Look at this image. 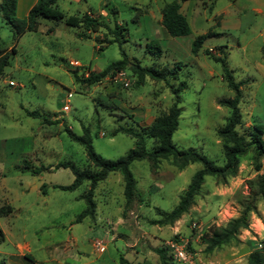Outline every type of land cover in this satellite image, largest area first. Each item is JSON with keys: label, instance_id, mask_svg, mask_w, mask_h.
<instances>
[{"label": "rangeland", "instance_id": "1", "mask_svg": "<svg viewBox=\"0 0 264 264\" xmlns=\"http://www.w3.org/2000/svg\"><path fill=\"white\" fill-rule=\"evenodd\" d=\"M172 1L57 0V9L65 17L89 12L107 26L89 33L87 39L78 36L80 28L42 18L36 32L15 38L0 14V51L10 54L15 49L0 75V208L12 209L0 215L4 236L0 264H120V258L129 264H159L155 251L163 250L171 239L182 240L187 252L185 262L173 264H246L249 253L264 252V202L260 200L257 213L248 216V229L239 232L236 242L205 253L201 241L212 228L237 218L255 190L264 173V158L257 162L256 171L252 152L239 159L236 176L224 183L205 177L193 204L173 224L156 223L162 218L157 209L165 213L174 209L201 164L178 171L168 161H161L156 170L147 161L133 162L130 171L136 194L128 208L120 175L110 173L93 193L95 219L79 223L75 219L85 209L88 183L72 192L52 188L73 181L68 169H54L58 163L94 169L65 128L77 136L87 128L94 152L117 160L134 147V140L121 133L112 136L113 132L118 127H148L173 102L168 85L177 87L179 82H185L186 88L180 93L173 145L194 149L223 166L222 141L216 131L225 125L229 110L217 102L232 99L234 93L222 80L221 65L211 56L224 58L234 82L240 84L237 132L247 138L249 129L258 126L264 140V0H186L182 3L188 10L190 31L180 38L167 36L163 28L155 32L160 10ZM16 18L20 19L17 14ZM115 24L126 30L119 42L129 59L142 67L173 69L182 64L176 67V78L166 82L146 78L138 86L136 77L122 70L118 71L121 77L114 72L90 86L76 83L74 76L85 79L89 69L101 71L121 59L118 44L108 43ZM209 32L213 36L193 55L194 40ZM152 44L162 49L160 58L146 52ZM206 50L211 56L204 54ZM26 112L41 116L31 118ZM154 145L155 141H146L147 149ZM26 167L46 170L34 176ZM94 241L102 242L101 253L93 249ZM25 245L29 252L23 250L19 257L18 247ZM64 249L72 259H65Z\"/></svg>", "mask_w": 264, "mask_h": 264}, {"label": "trees", "instance_id": "2", "mask_svg": "<svg viewBox=\"0 0 264 264\" xmlns=\"http://www.w3.org/2000/svg\"><path fill=\"white\" fill-rule=\"evenodd\" d=\"M57 0H37L36 4L29 10L26 18H16L17 0H0V14L5 25H8L15 38L20 37L26 32H36L39 25V19H45L54 23L62 22L65 26L71 28H80L82 32L78 34L80 38H89V33H97L100 29H106L107 26L98 17L91 14H84L82 17L65 15L57 9ZM160 24L169 37L185 36L189 33V25L186 17L180 12V4L177 0L165 4L161 9ZM51 28L48 29V32ZM122 32L125 29L120 28L117 24L110 30L112 39L108 42L117 43L121 59L108 64L103 70L97 73H90L85 79L74 76L76 83L93 85L99 83L106 76L114 72L128 70L136 77V85H142L146 78L151 81L166 82L168 78L175 79L176 67L181 68L182 64H176L173 69L168 67H142L135 59H129L121 48L119 38L123 39ZM213 36L212 33L198 36L192 43V54L196 55L202 42ZM220 47L219 49H221ZM146 52L153 57L160 58L163 54L162 49L157 45H147ZM15 54L12 48L9 53L0 51V75L4 68L9 64L10 55ZM204 54L211 56L206 50ZM261 56L264 58V47L261 49ZM213 61L219 63L222 69V80L227 88L233 91L232 99L218 100L217 104L226 107L229 110V117L224 126L217 129L216 136L222 141V155L224 159L223 166L218 167L212 161L208 160L201 153L194 149L180 150L172 143V135L177 129L180 109V93L186 88L185 82H179L177 87L168 85L173 95V102L166 113L154 118L152 123L142 130H133L127 127H118L113 135L118 133L124 134L134 140V147L130 149L123 157L117 160H106L97 155L93 148L89 130L82 129V135L77 136L69 129L65 128V133L70 140L83 147L87 162L93 166V170L77 168L71 162L58 163L54 169H68L73 175V181L68 186H52L53 189L72 192L79 188L83 183H88V190L83 196L85 201V209L76 217L75 222L79 223L84 218L94 219L96 205L94 202V190L98 183L106 180L110 173H118L122 179L124 206L128 208L136 194V181L130 171V165L136 161H147L151 169L156 170L161 161H168L178 171H182L191 164H201V169L194 173L187 189L179 197L177 205L174 209L165 213L157 209L161 220L156 223L167 225L173 224L181 215L186 213L194 202L205 177H212L220 183H224L227 178L235 177L238 170L239 159L249 152H252L255 160V169L259 170L257 162L264 158V140L261 138V128L253 126L249 129L247 138L239 134L236 130L241 124V114L238 104L241 100L240 84L235 83L228 69L224 58H216L211 56ZM31 118H39L41 115L37 112H26ZM47 121L44 119V122ZM151 139L155 141V145L151 149H147L146 141ZM31 175H39L46 170L45 167L29 168L26 167ZM45 185L41 186V193L45 195ZM258 200L264 202V173H262L255 185V190L250 192L245 200L242 211L237 218L229 220L224 227H214L208 233L203 234L201 241L204 244V252L212 251L237 241V236L241 230H247L249 214L257 213L256 204ZM12 212L11 207H1L0 215L5 216ZM4 241V236L0 232V244ZM159 264H173L171 256L167 251L156 250ZM120 264H129L123 258H120ZM246 264H264V252L253 251L249 253Z\"/></svg>", "mask_w": 264, "mask_h": 264}, {"label": "crops", "instance_id": "3", "mask_svg": "<svg viewBox=\"0 0 264 264\" xmlns=\"http://www.w3.org/2000/svg\"><path fill=\"white\" fill-rule=\"evenodd\" d=\"M184 1H186V0H181V3L179 1L178 2L180 4V12L186 17L188 10H187V7L182 3ZM36 2H37V0H17V5H16V14H17V16L20 19L26 18L29 10L36 4ZM256 11L261 13V10H256ZM160 12H161V10H160ZM87 14H91V13L87 12ZM94 17H97V16H94ZM160 21H161V14H160L159 19L156 20V24H157V27H158L157 29L158 30L156 29L155 32H157V34L160 33L161 29H162ZM188 25H189V22H188ZM189 28H190V26H189ZM180 37H184V36L173 37V38H180ZM88 71L90 73L91 72L92 73L100 72V71L95 70V69H89ZM95 217H96V209H95L94 219H95ZM18 249L21 251V253L19 254V257L23 256V253H22L23 250H26L27 252H29L28 247L26 245L25 246H19ZM66 252H68V249H64L63 250V253L65 254V259H68V257H70L69 259H72L73 257L71 255L68 256V254H66Z\"/></svg>", "mask_w": 264, "mask_h": 264}, {"label": "built area", "instance_id": "4", "mask_svg": "<svg viewBox=\"0 0 264 264\" xmlns=\"http://www.w3.org/2000/svg\"><path fill=\"white\" fill-rule=\"evenodd\" d=\"M73 66L79 67V64L74 62ZM121 72H118V77H121ZM68 107L65 106L63 111H67ZM92 247L98 253L103 251V244L100 241H94ZM164 250L171 256L172 261L176 263H182L187 260V252L185 243L182 240L171 239L164 244Z\"/></svg>", "mask_w": 264, "mask_h": 264}]
</instances>
